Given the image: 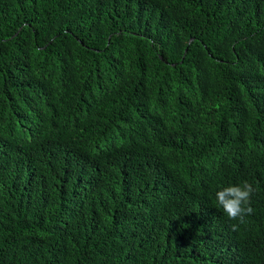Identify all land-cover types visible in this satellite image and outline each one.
I'll return each mask as SVG.
<instances>
[{
    "label": "trees",
    "instance_id": "1",
    "mask_svg": "<svg viewBox=\"0 0 264 264\" xmlns=\"http://www.w3.org/2000/svg\"><path fill=\"white\" fill-rule=\"evenodd\" d=\"M0 264H264V0H0Z\"/></svg>",
    "mask_w": 264,
    "mask_h": 264
},
{
    "label": "clouds",
    "instance_id": "2",
    "mask_svg": "<svg viewBox=\"0 0 264 264\" xmlns=\"http://www.w3.org/2000/svg\"><path fill=\"white\" fill-rule=\"evenodd\" d=\"M256 189L247 181L239 185H229L220 188L215 193L216 201L230 220H239L245 223V217L254 213L251 207V197ZM239 225H231L232 230H237Z\"/></svg>",
    "mask_w": 264,
    "mask_h": 264
}]
</instances>
